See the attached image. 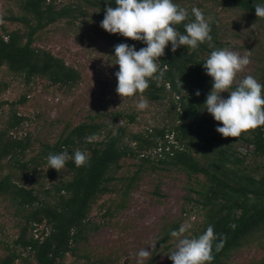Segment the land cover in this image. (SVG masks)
<instances>
[{
	"label": "trees",
	"instance_id": "16d2710c",
	"mask_svg": "<svg viewBox=\"0 0 264 264\" xmlns=\"http://www.w3.org/2000/svg\"><path fill=\"white\" fill-rule=\"evenodd\" d=\"M8 1L13 3L16 11L9 9L2 18L15 26L0 23V68L21 77L27 87L35 79H44L51 86L70 89L81 77L77 68L63 58L35 46L36 36L42 30L62 19L71 21L79 13H86L88 8H93L104 19L108 6L117 7L115 0H76L68 4H60L57 0ZM212 1L220 7H233L254 15L255 6L264 5V0ZM173 2L188 12L187 20L173 25L186 34L184 24L195 19L193 7L186 8L175 0ZM205 18L211 20L212 40L195 50L180 46L175 52L169 42L165 55L158 61L164 70L163 78L159 82L150 80L143 93L148 100L168 98L170 121L143 132L127 134L126 126L117 124V120L123 117L132 122L135 119L132 114L111 111L109 123L101 121V117L88 115L77 124L67 122L54 141H39L38 151L26 157V151L34 141L31 134L27 132L20 137L11 134L24 120H29L27 116L17 114L14 108L26 97L22 95L9 102L8 118L0 127V198L8 200L14 207L21 225L11 243L0 239V264H64L66 255L77 256L79 246L84 245L90 233L98 228V224L90 219L97 200L104 195L113 196L105 206L108 214L123 209L141 173L159 167L178 169L187 175L184 198L201 214L190 237H198L210 225L217 236L212 248L214 259L210 264H264V256L258 260L230 262L236 251L264 234V126L242 133L239 138L223 137L216 131L223 125L205 108L214 81L207 75L203 63L212 51L220 49L221 40L216 14ZM106 37L114 56L115 46L120 43L135 45L137 51L147 46L119 33ZM256 80L264 85V66L257 68ZM8 84L0 78V92ZM238 84L234 83L230 90ZM197 91L199 96L195 94ZM6 103L0 101V105ZM169 135L177 145L168 143L169 149H166ZM85 137H93L92 142H87ZM157 148L160 150L156 157L146 153ZM241 148L245 150L243 153ZM64 150L70 155L80 150L90 159L82 167H77L74 160H68L59 173L49 165L45 166L41 176L35 179L36 167L48 164L50 154ZM127 157L137 159V163L132 170L121 172V161ZM9 162L16 164L17 175L10 169L4 172ZM30 170V180L34 184L27 185L25 176ZM155 193L160 194L159 184L155 186ZM33 223L43 225L42 239L29 234ZM181 226V219L177 218L161 224L148 264L161 253L170 254L175 250L177 238L172 237L171 232ZM221 241L222 247L218 248ZM82 256L85 258L83 264H115L105 256L85 252ZM166 264L174 262L169 259Z\"/></svg>",
	"mask_w": 264,
	"mask_h": 264
},
{
	"label": "rangeland",
	"instance_id": "374dc122",
	"mask_svg": "<svg viewBox=\"0 0 264 264\" xmlns=\"http://www.w3.org/2000/svg\"><path fill=\"white\" fill-rule=\"evenodd\" d=\"M73 1L76 0H57L60 4ZM175 1L186 8L190 5L198 8L205 16L216 14L220 49L227 48L241 57L247 55L250 59L244 70L237 74L234 83H239L249 75L256 79L257 68L264 66V20L237 8L220 7L212 0ZM9 9L16 11L12 2L0 0V23L14 27V23L2 18L8 14ZM102 20L103 17L99 13L93 8H88L86 13H79L75 19H62L49 25L36 36L35 46L51 51L80 72L79 82L70 89L51 86L44 79H35L27 87L21 77L7 73L3 67L0 68V78L9 83L8 87L0 92V101L8 102L0 105V127L4 126L8 118L9 102L16 101L22 95L26 97L23 103H16L14 106L17 114L29 119L24 120L14 131L17 134L22 131L29 132L34 139L26 151V157L38 151L39 141H54L67 122L77 124L88 115L101 117V121L109 123L108 113L111 111L132 114L135 116L132 122L123 117L117 120V124L126 126L127 134L143 132L146 128L170 121L167 112L168 98L148 100L139 93L133 97L122 98L116 92L118 81L115 73L119 71V65L114 64L116 58L106 37L107 34L113 33L100 26ZM221 96L227 99L228 92H222ZM140 99L147 100V109H137L136 105ZM156 156L154 153L153 157ZM135 163V158H124L121 161V172L132 170ZM45 166L48 165L41 166L36 171L35 179L41 176ZM8 169L17 175L16 164L9 162L4 172ZM25 178V184H34L27 176ZM187 182V175L178 169H145L123 209L112 214L106 213L105 206L113 196L100 197L90 212V219L98 224V228L90 233L84 245L79 246L77 256L66 255L64 264H83L84 252L108 257L115 264H137L140 259L138 252L144 248L152 251L150 244L156 241L161 224L169 219H181L182 226L187 229L182 235L191 238V230L200 221L201 214L195 207L187 204L184 198L187 195ZM156 184H159L160 194L155 193ZM20 225L21 220L15 216L14 207L8 200L0 198V239L11 243L17 237ZM262 256L264 234L236 251L230 262L258 260ZM169 259V253L164 252L149 264H166ZM149 260L150 258L146 259L144 264H148Z\"/></svg>",
	"mask_w": 264,
	"mask_h": 264
},
{
	"label": "clouds",
	"instance_id": "9594fccd",
	"mask_svg": "<svg viewBox=\"0 0 264 264\" xmlns=\"http://www.w3.org/2000/svg\"><path fill=\"white\" fill-rule=\"evenodd\" d=\"M117 7L108 6L101 27L109 33H119L135 41H142L147 46L138 51L135 45L120 43L115 46L116 62L119 71L116 92L124 97H133L137 93L143 94L149 87V81L159 82L164 75V70L158 64L159 58L165 55V48L171 42V50L175 52L180 46L195 50L200 44L210 42L211 20L206 19L198 8L192 9L195 19L184 24L186 34L176 30L173 25H179L188 19L186 9L175 4L173 0H115ZM255 14L264 18V5L255 6ZM211 46V45H210ZM250 63L247 55L241 57L238 53L224 49H217L210 53L203 63L207 75L213 78L211 91L205 101L206 110L214 119L222 122L216 131L223 137L239 138L242 133L264 126V96L261 85L253 76L243 78L234 90L232 86L239 72ZM181 86V81H180ZM229 92L225 99L222 92ZM197 96L200 92L195 93ZM146 99H140L136 107L138 110L148 108ZM87 142H92L93 137H85ZM245 151L243 148L240 150ZM90 157L80 150L69 154L64 150L58 154L47 157L49 168H54L58 173L65 167L68 160H74L77 167L86 165ZM187 229L181 226L171 232L177 238L174 251L169 258L174 264H210L214 259L212 255L213 242L217 239L214 228L210 225L198 237H186L182 234ZM154 241L152 244L155 249ZM223 241L217 247H222ZM137 264H144L149 259L151 252L142 249L138 252Z\"/></svg>",
	"mask_w": 264,
	"mask_h": 264
},
{
	"label": "built area",
	"instance_id": "2783aa9c",
	"mask_svg": "<svg viewBox=\"0 0 264 264\" xmlns=\"http://www.w3.org/2000/svg\"><path fill=\"white\" fill-rule=\"evenodd\" d=\"M22 124V123H21ZM20 124V125H21ZM20 125H18V127H20ZM18 127H16V128H14L12 131H11V134L12 135H14V136H17V137H20V136H22V135H24V134H26V132H23L22 131V133H19V134H17L14 130H16ZM168 143H172V144H174V145H177V143H176V141H174L173 139H172V137L169 135L168 136V140H167V147H166V149H169V144ZM160 149L159 148H157V149H155V150H147V154L149 153V154H151L152 155V157H153V154L155 153L156 154V152H158ZM159 155V153L157 154V156ZM46 165H48V164H46ZM41 168V166H37L36 167V171L37 170H39ZM31 170L29 171V173H27V178L28 179H30L31 178ZM42 224H37V223H33L32 224V228H31V230H30V232H31V234L30 235H32L34 238H37V239H42V235H41V229H42V227H43V225L41 226ZM47 232H48V230L46 229V232H45V234H47Z\"/></svg>",
	"mask_w": 264,
	"mask_h": 264
}]
</instances>
